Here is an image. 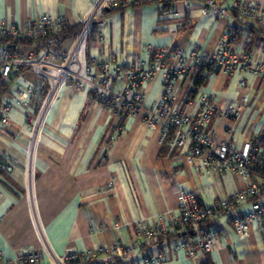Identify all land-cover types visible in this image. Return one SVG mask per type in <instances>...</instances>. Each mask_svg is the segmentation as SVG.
Wrapping results in <instances>:
<instances>
[{
    "label": "crops",
    "instance_id": "obj_1",
    "mask_svg": "<svg viewBox=\"0 0 264 264\" xmlns=\"http://www.w3.org/2000/svg\"><path fill=\"white\" fill-rule=\"evenodd\" d=\"M95 1L0 0V17L19 26L43 15L64 18L70 31L61 49L69 51L82 16ZM253 1L264 4V0ZM118 7L108 9L95 22L79 52L83 62L91 58L97 62L113 59L120 65L136 60L150 64V47L181 48L189 56L210 55L232 29L239 34L234 36L233 48L241 55L252 51V64L220 71L196 87L194 68L167 83L169 70L179 64L169 56L164 67L143 85L146 108L123 120L103 107L86 86L80 90L65 86L39 132L31 183L32 137L49 82L32 68L12 78L0 76V159L10 166L0 170V250L5 259L16 260L37 251L39 264H55V257L71 251L101 249L100 262L106 264H134L136 260L143 264L147 255L166 251L171 257L161 264H264V237L258 224L240 236L228 213L217 220L220 235L214 251L206 256H188L181 244L191 245L192 237L171 232L163 240L144 245L134 256L109 257L117 247L133 242L141 226L169 227L180 216L179 189L194 191L203 203L210 204L245 186L238 173H208L198 167L200 161L197 166L187 162V146L162 141L160 125L149 126L145 113L164 95L193 116L204 96L212 99L218 111L239 104L238 116L217 115L208 130L236 148L253 141L264 149V69L260 73L253 70L261 58L256 48L264 42V35L258 33L253 20L237 15L204 16L198 0ZM20 47L31 48L22 42ZM243 79L248 96L241 102ZM29 85L33 93L26 95ZM113 86L121 90L124 82L117 80ZM8 103L13 109L4 123L2 107ZM249 209L248 204L242 206L244 212Z\"/></svg>",
    "mask_w": 264,
    "mask_h": 264
},
{
    "label": "built area",
    "instance_id": "obj_2",
    "mask_svg": "<svg viewBox=\"0 0 264 264\" xmlns=\"http://www.w3.org/2000/svg\"><path fill=\"white\" fill-rule=\"evenodd\" d=\"M135 0H96L91 8L81 18V29L69 51H63L61 44L63 34L69 28L68 22L61 17L43 15L37 20L29 19L23 26L10 24L0 17V39L7 38V43H0V76L9 78L21 74L26 68L34 69L44 80L49 82V90L45 102L39 112L37 124L31 143V153L28 165L30 183L33 179V154L43 123L53 102L60 95L65 86H72L76 90L87 87L93 97L105 108L118 115L121 120L129 115H136L146 107L144 104L143 85L152 75L162 69L169 56L179 60V64L170 69L167 74L169 84L177 75L194 68L201 79L208 80L220 71L232 72L237 66L249 67L252 64L250 54H239L232 46L235 32L226 31L213 54L197 53L188 55L183 49L170 50L167 47L154 49L150 47V64L136 60L128 65L117 64L113 59L97 62L87 59L83 62L79 58L81 47L92 34L95 22L110 9L128 4ZM149 2H164L165 0H147ZM202 15L229 16L237 15L247 20H253L258 30L264 32V4L253 0H198ZM172 12V8L168 7ZM192 19L187 18L191 24ZM20 39H24L31 48H21ZM36 46V47H35ZM39 48V49H38ZM261 53L253 69L260 73L264 69V42L256 48ZM253 57L256 53L253 52ZM190 58V60H189ZM124 82L121 90L114 88L115 81ZM243 88L241 102L248 96V85L245 79L240 83ZM33 86L29 85L25 94H32ZM13 104L2 107L4 123L8 122V115ZM240 105L230 106L226 110L218 111L209 96H204L196 115L179 108L170 95H164L154 108L145 113V120L149 126L160 125L161 139L171 146L183 148L187 146L186 159L193 166L208 173L214 170L238 173L245 182V186L238 192L231 193L226 198H218L210 204L203 203L198 193L178 190L180 216L174 218L169 227L143 225L136 233V239L114 249L109 253L110 258L134 256L144 245L157 242L161 237L171 232L192 237V244L186 242L181 247L187 255L193 258L206 256L215 249L220 229L215 225L225 213L231 215L238 235L245 236L250 225L256 223L264 237V149L249 141L243 148L218 140L211 133L207 125L217 115L235 117L240 113ZM120 130V127H118ZM10 166L0 159V170ZM248 204L250 209L242 211V206ZM104 251L87 250L85 252L71 251L64 256L55 257V264H69L71 261L100 262ZM41 254L37 251L27 252L16 260H7L0 250V264H39ZM171 252L166 251L158 255H147L143 264H161L170 259ZM134 264H141L135 261Z\"/></svg>",
    "mask_w": 264,
    "mask_h": 264
},
{
    "label": "trees",
    "instance_id": "obj_3",
    "mask_svg": "<svg viewBox=\"0 0 264 264\" xmlns=\"http://www.w3.org/2000/svg\"><path fill=\"white\" fill-rule=\"evenodd\" d=\"M147 2H149V1H147V0H135V1H132V2H130V3H128V4H125V5H121V6H119L118 8H122V7H124V6H128V5H138V4H144V3H147ZM81 26H82V24H80V26H78L77 27V29H78V32L80 31V29H81ZM256 26V25H255ZM257 28V27H256ZM76 29V30H77ZM70 31V28H68L65 32H64V34H63V38L65 37V35L68 33ZM258 33H260V34H262V35H264V32H262V31H258ZM238 33H236V35H234V36H236V38L238 37ZM21 41L20 42H22V43H27L24 39L22 40V39H20ZM10 40H8L7 38H4V39H0V43H7V42H9ZM197 74V78H196V87H199V86H201V85H203L207 80H204V79H201L200 78V76H199V74L198 73H196ZM9 78H12V76H10ZM195 92V90L194 91H192V94ZM263 139H264V137H263ZM263 142V141H262ZM258 144V143H257ZM174 233V232H173ZM168 236H170V234H167V235H165V236H163V237H161L160 238V240H163L164 238H167ZM185 236H187V234L185 235ZM159 240V241H160ZM69 264H106V263H104V262H81V261H79V260H74V261H71Z\"/></svg>",
    "mask_w": 264,
    "mask_h": 264
}]
</instances>
